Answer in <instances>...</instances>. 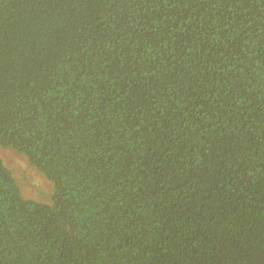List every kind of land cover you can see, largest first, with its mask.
Returning <instances> with one entry per match:
<instances>
[{
  "label": "trees",
  "instance_id": "trees-1",
  "mask_svg": "<svg viewBox=\"0 0 264 264\" xmlns=\"http://www.w3.org/2000/svg\"><path fill=\"white\" fill-rule=\"evenodd\" d=\"M0 264H264V0H0Z\"/></svg>",
  "mask_w": 264,
  "mask_h": 264
},
{
  "label": "rangeland",
  "instance_id": "rangeland-1",
  "mask_svg": "<svg viewBox=\"0 0 264 264\" xmlns=\"http://www.w3.org/2000/svg\"><path fill=\"white\" fill-rule=\"evenodd\" d=\"M1 157L5 164L11 169L14 177L26 198H34L45 201L51 192L50 185L22 156L11 150H2Z\"/></svg>",
  "mask_w": 264,
  "mask_h": 264
}]
</instances>
